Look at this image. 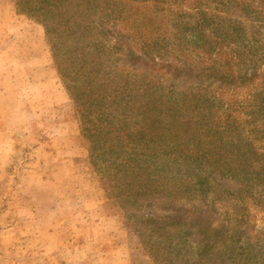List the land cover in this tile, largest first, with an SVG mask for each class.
<instances>
[{
    "label": "trees",
    "instance_id": "obj_1",
    "mask_svg": "<svg viewBox=\"0 0 264 264\" xmlns=\"http://www.w3.org/2000/svg\"><path fill=\"white\" fill-rule=\"evenodd\" d=\"M15 1L46 28L106 204L154 262L264 264V0Z\"/></svg>",
    "mask_w": 264,
    "mask_h": 264
},
{
    "label": "rangeland",
    "instance_id": "obj_2",
    "mask_svg": "<svg viewBox=\"0 0 264 264\" xmlns=\"http://www.w3.org/2000/svg\"><path fill=\"white\" fill-rule=\"evenodd\" d=\"M85 129L46 28L0 0V264H156L106 204V164L94 166ZM250 212L264 231V209Z\"/></svg>",
    "mask_w": 264,
    "mask_h": 264
}]
</instances>
